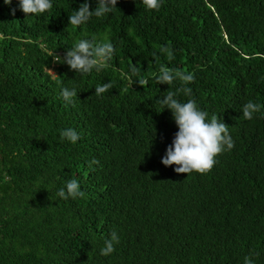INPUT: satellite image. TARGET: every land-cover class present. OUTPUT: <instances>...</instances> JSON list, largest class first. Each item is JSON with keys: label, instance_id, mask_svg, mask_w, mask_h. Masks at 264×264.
Here are the masks:
<instances>
[{"label": "trees", "instance_id": "16d2710c", "mask_svg": "<svg viewBox=\"0 0 264 264\" xmlns=\"http://www.w3.org/2000/svg\"><path fill=\"white\" fill-rule=\"evenodd\" d=\"M85 2L98 0H52L26 16L19 0H0V264H264V0H161L158 10L117 0L68 24ZM92 37L114 45L107 65L83 74L63 63ZM161 65L194 81L157 83ZM181 86L191 95L178 100L218 115L234 141L207 174L161 163L178 126L159 100ZM65 87L77 91L71 103ZM249 101L262 105L251 120ZM69 127L74 144L60 135ZM71 179L82 195L60 198ZM113 231L119 243L101 255Z\"/></svg>", "mask_w": 264, "mask_h": 264}, {"label": "clouds", "instance_id": "9594fccd", "mask_svg": "<svg viewBox=\"0 0 264 264\" xmlns=\"http://www.w3.org/2000/svg\"><path fill=\"white\" fill-rule=\"evenodd\" d=\"M142 2L150 10H158L161 6V0H142ZM4 3H11V0H4ZM116 4L117 0H98L97 6L90 10L89 4L85 2L80 5L78 10L73 11L72 15L68 16V24L79 27L92 16L99 18L110 13L112 9L116 8ZM19 5L26 16L43 14L53 8L52 0H19ZM161 51L167 53L169 60L174 58L170 49L162 48ZM114 53L115 48L110 40L104 39L97 42L96 37L85 38L78 40L74 47L66 51L63 63H66L75 72L86 74L93 69L100 70L101 66L107 65L112 60ZM131 72L132 75H139V69L136 66H131ZM50 73L52 72L50 71ZM156 79L157 83L161 84L172 85L176 80H179L183 85H187L194 81V74L176 71L161 65ZM136 81L141 86L148 85V80L145 78ZM57 82L62 83L60 80ZM112 87L111 82L98 85L95 87V94L97 96L105 94ZM181 93L190 96L191 89L181 86L175 91L168 90L167 95L159 100L163 109L171 110L178 126L175 138L166 149V154L161 159V163L165 166L176 165L174 171L177 173L207 174L216 165L217 157L225 150H231L234 147V141L229 135L228 126L222 122L218 115L213 114L209 119L208 112L201 110L194 99H188L186 102L178 100L177 97ZM61 96L65 101L71 103L73 98L77 97V91L75 88L65 87L61 89ZM261 107V104L254 101L247 102L243 106V117L251 120ZM60 135L62 139H67L73 144L80 139L79 134L71 127L62 130ZM98 163L97 160L93 159L90 162V167ZM57 195L62 199L76 198L82 195L78 181L76 179L67 181L66 188H61ZM116 243H119V237L113 231L110 233V238L105 240V246L100 250V254L104 256L112 254L115 251L114 245ZM244 264H254V261L251 257L246 256Z\"/></svg>", "mask_w": 264, "mask_h": 264}, {"label": "rangeland", "instance_id": "374dc122", "mask_svg": "<svg viewBox=\"0 0 264 264\" xmlns=\"http://www.w3.org/2000/svg\"><path fill=\"white\" fill-rule=\"evenodd\" d=\"M50 71H51L52 73H54V70H53V69H50ZM50 71H49V73H50ZM52 73H50V74L53 75Z\"/></svg>", "mask_w": 264, "mask_h": 264}]
</instances>
